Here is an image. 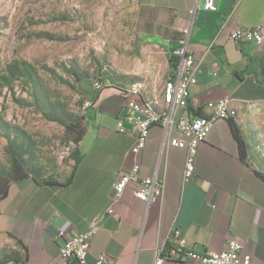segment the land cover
Segmentation results:
<instances>
[{
    "label": "crops",
    "instance_id": "obj_1",
    "mask_svg": "<svg viewBox=\"0 0 264 264\" xmlns=\"http://www.w3.org/2000/svg\"><path fill=\"white\" fill-rule=\"evenodd\" d=\"M203 2L138 0L135 18L139 43L165 58L166 81L169 55L189 30L188 49L203 66L190 90L193 115L208 116V104L227 97L237 109L234 120L214 123L199 148L194 177L185 180L186 150L170 146L161 127L151 129L139 155L132 152V126L124 122L127 131L119 128L129 98L126 89L85 86L91 104L86 132L62 174L45 181L29 174L13 182L0 199V264H81L75 258L62 259L61 245L99 216L101 227L86 264L101 256L112 264H155L175 227L196 253H220L234 238L243 242L252 264H264V43L239 46L230 39L232 30L264 21V0H217V12L203 11ZM143 94L144 102L165 108L163 95L160 100L147 90ZM171 136L187 140L176 131ZM136 165L138 182L130 183L116 200L114 185L120 174ZM148 177L165 183L164 194L150 205L135 196L138 184ZM174 246L169 242L168 249Z\"/></svg>",
    "mask_w": 264,
    "mask_h": 264
},
{
    "label": "rangeland",
    "instance_id": "obj_2",
    "mask_svg": "<svg viewBox=\"0 0 264 264\" xmlns=\"http://www.w3.org/2000/svg\"><path fill=\"white\" fill-rule=\"evenodd\" d=\"M138 10V0H0L4 188L19 169L43 181L62 174L75 153L71 130L90 108L85 86L142 84V97L162 100L165 58L139 43Z\"/></svg>",
    "mask_w": 264,
    "mask_h": 264
},
{
    "label": "built area",
    "instance_id": "obj_3",
    "mask_svg": "<svg viewBox=\"0 0 264 264\" xmlns=\"http://www.w3.org/2000/svg\"><path fill=\"white\" fill-rule=\"evenodd\" d=\"M197 6L191 10L193 16L196 15ZM201 9L207 12H217V0H204ZM185 38L180 42V46L171 52V56L177 59V67L172 78L171 101L168 109L153 111L145 107L142 101L141 85L135 88L127 89L129 98L125 105V118L119 123L121 132H126L123 123L127 122L132 126V131L136 136V143L132 148L135 155H139L145 148L149 132L155 126L161 127L165 139L170 146L186 150L185 161V180H191L196 173V159L201 144L206 141L214 123L217 120H234L236 116H228L227 106H232V98H223L216 102L208 104L211 113L208 116H196L190 111L189 95L193 80L203 72V66L200 61L194 59L190 53L189 47V30H185ZM230 39L239 46L244 42H255L258 46L264 43V21L256 27H238L230 33ZM98 83L96 87H101ZM90 106L91 104L88 103ZM178 132L185 136L187 140L174 138L172 132ZM140 165L127 172H122L118 181L115 183L116 200H120L126 187L132 182H138ZM165 183L156 177H148L142 180L137 187L135 196L152 204L156 199L164 194ZM113 213L109 209L108 214ZM103 216L94 218L86 231L79 235L73 236L66 240L60 248V257L62 259H77L81 264H86L90 249L91 241L101 227ZM169 242H174L175 246L168 249ZM172 262L195 261L199 264H252V256L244 251L243 242L239 239L231 238L226 244L225 250L220 253L207 252L204 254L196 253L189 249L186 238L181 229L175 227L169 236V241L161 246L157 252L155 264H162L164 261ZM19 264H27L21 262ZM95 264H112L108 257L101 256Z\"/></svg>",
    "mask_w": 264,
    "mask_h": 264
},
{
    "label": "trees",
    "instance_id": "obj_4",
    "mask_svg": "<svg viewBox=\"0 0 264 264\" xmlns=\"http://www.w3.org/2000/svg\"><path fill=\"white\" fill-rule=\"evenodd\" d=\"M169 65H170V76H173L175 74L176 67H177V59L174 56L169 55ZM69 130H70V127H69ZM233 130H234V132H235V134L237 136V139L239 141V144H240L241 157L243 159H246L247 156H246V151H245V145H244L243 141L241 140V138H240V136L238 134V129H237L235 124H233ZM71 131H73V133L76 135L74 137L73 141L76 144H78L82 140L83 136L85 135L86 126L84 124V125L81 126L80 130H77L76 128H73ZM17 172L20 173L19 177L18 178L16 177V179L14 181H12L13 179L12 180H8L9 184H8V186H6V188H4L5 182L0 181V199L5 198L7 196L8 189H9L10 185L13 182L20 181V180H22V179H24V178H26L28 176V175L26 176L25 173H22L21 169H19Z\"/></svg>",
    "mask_w": 264,
    "mask_h": 264
},
{
    "label": "bare ground",
    "instance_id": "obj_5",
    "mask_svg": "<svg viewBox=\"0 0 264 264\" xmlns=\"http://www.w3.org/2000/svg\"><path fill=\"white\" fill-rule=\"evenodd\" d=\"M172 78H173V76L168 77L166 84H165V87H164V91H163V101H164V105H165L164 109L169 108V104L171 101V85L170 84L172 83ZM95 85H98V83H96ZM141 89H142V86H141ZM142 101H143V98H142ZM144 105H145V107H149V108L153 109V111H161L158 108L154 107L150 103L144 102ZM227 114H228V116H236V109L233 106V100H232V106H227Z\"/></svg>",
    "mask_w": 264,
    "mask_h": 264
}]
</instances>
